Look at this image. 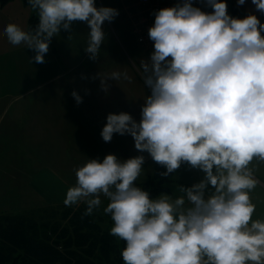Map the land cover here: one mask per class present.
<instances>
[{
  "label": "clouds",
  "instance_id": "obj_1",
  "mask_svg": "<svg viewBox=\"0 0 264 264\" xmlns=\"http://www.w3.org/2000/svg\"><path fill=\"white\" fill-rule=\"evenodd\" d=\"M38 23L25 30L15 22L3 31L12 44L24 43L44 62L53 35L75 20L90 26L85 51L98 57L103 23L119 10L96 0H28ZM177 0L155 11L149 37L154 50L141 62L144 97L141 116L109 112L101 136L131 134L140 153L121 158L91 157L76 170L77 181L64 203L84 201L86 213L109 200L104 212L110 232L125 241L124 264H264V219H253L251 190L259 183L250 162L264 161V21L249 12L233 16L227 0ZM244 4L245 0H237ZM264 13V0H252ZM31 58V59H33ZM131 79L127 72L107 78ZM79 103L83 97L74 89ZM167 176L187 162L204 172L183 195L153 197L135 181L144 151Z\"/></svg>",
  "mask_w": 264,
  "mask_h": 264
},
{
  "label": "crops",
  "instance_id": "obj_2",
  "mask_svg": "<svg viewBox=\"0 0 264 264\" xmlns=\"http://www.w3.org/2000/svg\"><path fill=\"white\" fill-rule=\"evenodd\" d=\"M175 3H177V0H175ZM96 4L97 6H113L119 10V14L113 20H105L102 25L104 32L110 33L114 37V44H101L102 54L104 55L105 53L104 49L110 50L106 52L113 53L109 57V60L111 59V62H113L115 50H111L115 49V39L117 41L118 39L124 40L125 44L130 48V59L132 60V62L125 63V65L131 69L133 68V71L142 76L143 69L141 62L147 60L154 50V42L150 37L146 39L145 43L138 44L134 42V34L131 31L136 26V17L140 14V10L144 11L141 1L96 0ZM234 6L235 12L232 11L234 16H242V8H239L236 4ZM250 6V10L259 14L261 19V12L252 3ZM243 11L245 12L243 15H247L246 11ZM34 12L35 9L25 2V0H6L3 3L0 0V67L10 61L15 63L12 68H6V71H8L6 74L2 72L4 69L0 68V121L7 119V123L5 124L7 134L3 135L2 130L0 131V161L1 163H5V165L6 163L13 165L17 160L13 158L14 163L7 162L11 158L7 157L4 152L8 149H12L8 150L9 152H18L19 148L33 151L34 145L32 149L31 144H29V141L32 139L38 138L39 140L40 136H55L58 135L57 133H60L59 136H65V134H74L78 130H84L89 134L93 133L94 129H99L101 123L98 120L102 118V113L95 112V110L98 111V107L102 106L103 100L109 95L104 94V91L101 89L102 87H97V78L94 80L89 79L79 84L80 88H75L83 97L82 101L78 103L72 95L74 87L69 72L77 67L86 66L84 68L86 69L92 65L90 68L94 67L92 72H102L104 68H108L109 71H115V64L109 65L111 62L108 59H106L105 63L109 66L105 65V67L103 66L104 63L98 62L99 59L97 58H92L90 62L82 61V57L86 54V51L82 50V47L83 45L86 47L89 41L90 26L86 21L75 20L69 29L61 28L59 33L53 35L49 43L48 52L45 53V60L42 63L35 61L33 58L35 56L34 49L27 47L24 43L12 44L9 42L6 33L3 31L4 26L9 22H15L27 30L28 19ZM107 22L111 23V27L106 25ZM132 44L133 47L131 48ZM7 74H9L8 78L6 77ZM142 82V86L145 85L143 76ZM146 88V91L150 94V88L147 86ZM108 102H106L107 105L109 104ZM93 105H96L95 109ZM95 113V122L88 121L91 120V117ZM107 114L105 115L107 116ZM67 140L60 141L61 143H65L64 147H50V150L61 151L63 148L62 151H65L60 156L64 157L67 161L66 166L68 169L65 173L66 176L71 173L72 168L70 170L69 166L72 165L70 163L74 160L72 155L66 152L68 143H70ZM48 141L50 142L51 138ZM8 143H14L13 145L15 146L8 147ZM32 143L39 145L40 141L34 142L33 140ZM56 144L59 145L60 143ZM21 145L22 147H19ZM89 158L83 159L76 165H83ZM254 159L251 162L254 166H249L253 168L254 175L259 183L251 190V198L256 204L253 219H264V169L262 168L264 161L257 159V162H255L256 160ZM155 162L152 163L149 171L145 174H140L136 180L139 182L144 181L153 171ZM258 163H261L260 169L256 168ZM46 164L48 169L45 171L44 176L52 178V181L48 182H57L63 186L64 182L60 181L59 171H56L54 168L64 163L54 162ZM62 174L64 175V173ZM54 175L58 176V178L54 177ZM203 177V170L193 167L187 162H183L179 168L173 170L171 180L166 183L168 190L164 192H168L173 198L183 195L181 185H191ZM69 187L65 182L64 190H67ZM65 197V192L53 194L49 202L50 204L44 208L51 206L59 208L72 206L75 208L84 204V201H80L66 205L64 203ZM122 264H124V261H122Z\"/></svg>",
  "mask_w": 264,
  "mask_h": 264
},
{
  "label": "rangeland",
  "instance_id": "obj_3",
  "mask_svg": "<svg viewBox=\"0 0 264 264\" xmlns=\"http://www.w3.org/2000/svg\"><path fill=\"white\" fill-rule=\"evenodd\" d=\"M229 2L236 4L237 6H239V8H242V16H244L243 14L245 13L243 10H245L247 14L249 12H252L250 10V4L252 3V0H245V3L242 5L238 4L237 0H229ZM193 3L197 4L206 11L210 7V5H208L207 3V0H193ZM227 5L228 12H231V8L228 2ZM257 15L259 16V14ZM106 25L111 27L110 22H107ZM125 26L127 27L126 23ZM105 37L106 38L102 43H113L114 37L112 34L105 32ZM121 38L124 39L123 36H121ZM130 47L132 48L133 44ZM85 48L86 47L83 45L82 50H85ZM114 50L115 57L113 59V62H111L112 60H109V57L113 55V53H107L106 51L110 50L104 49L105 53L103 55L100 49L98 57H96L97 59H99L98 62H103L104 65H102L104 67L105 65L109 66L114 63L115 71L119 70L122 73L126 71L131 79H124L122 77L121 79L113 80L109 77L107 78V80H105V78L114 70L109 71L108 68H104L102 72L98 71L99 73H96L92 72V69H94V67L90 69L93 65L90 68L87 67L86 69H84L86 66L77 67L69 72L74 89L80 88L79 84H82L83 81L89 79L94 80L97 78V87H102L101 89L102 91H104V94L109 95L103 100L104 103H102V106L98 107V111L95 110V112L102 113V118L98 120L101 123L99 129H94V132L89 134L84 130H78L74 134H65V136H59L60 133H57L58 135L55 136L43 135L40 136L39 140L38 138H36L29 141L32 149L34 145L33 151L26 149L23 150L19 148L18 152L8 151L12 149H8L6 152H4L7 157L11 158L8 159L7 162L14 163L13 158H15L17 162L13 165H9L11 163H6L5 165V163H1L0 161V212H24L32 209L36 212L40 211L41 207L44 208L46 207V205L50 204L49 202L51 201L53 194H61L63 192L66 193L67 190H64L65 182L67 183V186L75 185L77 181L76 170L79 166H81L76 164L85 158L98 156L103 159L104 155L110 152L117 154V156L121 158H127L140 153V150L135 148L134 138L131 136V134L114 133L110 141H105L101 136V129L103 127L102 123H106L105 114L109 112H120L124 110L130 112L137 120H139L141 116V106L144 104V97L148 94V91H146V85H143L144 87L142 86V76H139V73L137 74L135 71H133V68L131 69L130 67H127L125 65V63L132 62V60L130 59V48L125 44L124 40L118 39L117 41L115 39V49H112L111 51ZM106 59L111 62L109 63V65L105 63ZM91 60L92 58L90 57V54L88 52H86V54L82 57L83 62H90ZM13 64L15 63L13 61H10L7 64H3L0 68L4 69V71L2 72L6 74L8 73V71H6V68H12L14 66ZM6 77L8 78L9 74H7ZM106 102H108L109 104L107 105ZM93 108L95 109L96 105H93ZM95 115L96 113L91 117V120L88 121L95 122ZM6 123L7 119H2L0 121V131L2 130L3 135L7 134V129L5 128ZM49 138H51L50 142L48 141ZM65 139H68V142L70 141V143H68L69 145L67 146L66 152L72 155V158L74 159L70 163L72 165L69 166L70 170L72 168V171L69 175L67 174V176L65 175L68 169V167L66 166L67 161L66 159H64V157L62 158L60 156V154H64L65 151H62L63 148L61 151L54 149L50 150V147H64L65 143H61L60 141ZM33 140L34 142L40 141L39 145H35L36 143H32ZM56 143L60 144L58 145ZM13 144L14 143H8V147L15 146ZM19 147H22V145ZM143 155L145 156V161L140 174H145L147 171H149L152 163L154 162V160L146 150L143 152ZM254 160H256L255 162H257V159ZM54 162H61L65 164L59 166L57 165L54 168L56 169V171H59L58 174L60 177V181L64 182L63 186L62 184H59L57 182H48L52 181V178L44 176L45 171L48 169L46 163ZM250 165L253 164L250 162ZM260 166L261 163H258L256 168L260 169ZM262 168L264 169V166ZM62 173H64V175ZM54 177L58 178V176L55 175ZM101 201V204L98 207L94 208L91 214L95 216H103L106 218L108 213L104 212V208L106 207L109 200L106 196L101 194ZM85 204L86 202H84V205ZM102 226H106V228L108 229L111 228L112 225L107 223Z\"/></svg>",
  "mask_w": 264,
  "mask_h": 264
},
{
  "label": "trees",
  "instance_id": "obj_4",
  "mask_svg": "<svg viewBox=\"0 0 264 264\" xmlns=\"http://www.w3.org/2000/svg\"><path fill=\"white\" fill-rule=\"evenodd\" d=\"M6 0H1L5 2ZM28 3V0H25ZM227 2L235 12L233 3ZM211 6L207 11H211ZM38 10L30 15L27 30L38 23ZM264 21V13H261ZM163 165L135 183L153 197L167 191L171 173L162 176ZM87 204L75 208H40V211L0 212V264H122L125 241L110 232L111 214L106 218L86 213ZM60 215V216H59ZM59 216V217H58Z\"/></svg>",
  "mask_w": 264,
  "mask_h": 264
},
{
  "label": "built area",
  "instance_id": "obj_5",
  "mask_svg": "<svg viewBox=\"0 0 264 264\" xmlns=\"http://www.w3.org/2000/svg\"><path fill=\"white\" fill-rule=\"evenodd\" d=\"M144 6V11L138 15L132 31L137 37L139 43H145L148 39L149 27L154 23L155 11L161 7L175 4V0H139Z\"/></svg>",
  "mask_w": 264,
  "mask_h": 264
}]
</instances>
